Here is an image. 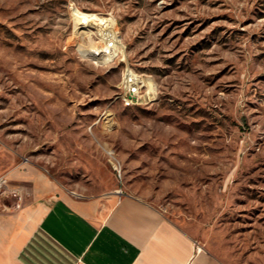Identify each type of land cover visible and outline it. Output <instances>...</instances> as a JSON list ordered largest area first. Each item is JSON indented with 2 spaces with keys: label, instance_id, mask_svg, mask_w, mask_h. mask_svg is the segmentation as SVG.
Wrapping results in <instances>:
<instances>
[{
  "label": "rangeland",
  "instance_id": "1",
  "mask_svg": "<svg viewBox=\"0 0 264 264\" xmlns=\"http://www.w3.org/2000/svg\"><path fill=\"white\" fill-rule=\"evenodd\" d=\"M93 15L124 43L110 60L87 51ZM0 175L21 203L134 195L226 264H264V0H0Z\"/></svg>",
  "mask_w": 264,
  "mask_h": 264
},
{
  "label": "crops",
  "instance_id": "2",
  "mask_svg": "<svg viewBox=\"0 0 264 264\" xmlns=\"http://www.w3.org/2000/svg\"><path fill=\"white\" fill-rule=\"evenodd\" d=\"M0 264L226 263L139 197L106 203L54 192L19 206L0 198Z\"/></svg>",
  "mask_w": 264,
  "mask_h": 264
},
{
  "label": "built area",
  "instance_id": "3",
  "mask_svg": "<svg viewBox=\"0 0 264 264\" xmlns=\"http://www.w3.org/2000/svg\"><path fill=\"white\" fill-rule=\"evenodd\" d=\"M87 52V51H85ZM105 52H108L106 50ZM88 53V52H87ZM92 54V53H89ZM145 87V80L141 74L135 72L132 68H127L124 73V83L121 97L125 101L126 104H136L142 102L143 89ZM114 163V162H113ZM115 170L122 175V166L114 163ZM14 192L18 195V201L16 206L21 204V199L23 195L21 191L16 188H10L8 186V177L6 175H0V197L6 192ZM18 192V193H17ZM198 250H201V247H198Z\"/></svg>",
  "mask_w": 264,
  "mask_h": 264
},
{
  "label": "bare ground",
  "instance_id": "4",
  "mask_svg": "<svg viewBox=\"0 0 264 264\" xmlns=\"http://www.w3.org/2000/svg\"><path fill=\"white\" fill-rule=\"evenodd\" d=\"M95 20H99V22H96ZM110 21H111L110 18H100L97 15H93L91 17H81V18L79 17V23H78L80 25H83V27L85 28H87L88 26L97 27V32H99L104 43L96 48L88 49L87 51L94 54V56L102 55L104 57H107L106 59L108 60L115 57L117 55L116 53L118 52V49L121 48L124 44L121 43L120 39L116 35L117 33L116 32L117 30H115L116 28L109 25L111 24ZM85 32L89 33L90 30H87ZM106 50H108V52H105ZM114 163L120 165V162L119 160H117V158H115Z\"/></svg>",
  "mask_w": 264,
  "mask_h": 264
}]
</instances>
